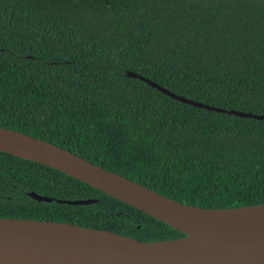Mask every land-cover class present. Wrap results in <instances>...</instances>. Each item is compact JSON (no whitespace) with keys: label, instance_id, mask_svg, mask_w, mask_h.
I'll use <instances>...</instances> for the list:
<instances>
[{"label":"trees","instance_id":"16d2710c","mask_svg":"<svg viewBox=\"0 0 264 264\" xmlns=\"http://www.w3.org/2000/svg\"><path fill=\"white\" fill-rule=\"evenodd\" d=\"M264 0H0V127L177 202L264 204ZM95 200L91 205L36 202ZM0 218L138 241L176 230L64 173L0 152Z\"/></svg>","mask_w":264,"mask_h":264},{"label":"water","instance_id":"95a60500","mask_svg":"<svg viewBox=\"0 0 264 264\" xmlns=\"http://www.w3.org/2000/svg\"><path fill=\"white\" fill-rule=\"evenodd\" d=\"M126 77L185 105L264 121V116L177 96L132 72ZM0 152L64 173L182 235L171 240L138 241L69 223L0 218V264H264V204L227 209L189 206L44 140L3 127ZM28 196L36 202L70 206L96 202L53 200L34 192Z\"/></svg>","mask_w":264,"mask_h":264}]
</instances>
